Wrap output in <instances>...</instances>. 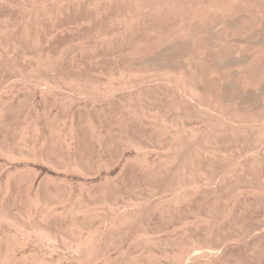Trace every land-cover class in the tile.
I'll return each mask as SVG.
<instances>
[{
    "label": "bare ground",
    "instance_id": "bare-ground-1",
    "mask_svg": "<svg viewBox=\"0 0 264 264\" xmlns=\"http://www.w3.org/2000/svg\"><path fill=\"white\" fill-rule=\"evenodd\" d=\"M28 1H30V0H28ZM33 1H34V3L35 2L38 3L37 2L38 0H33ZM48 1L42 0L41 3L39 2L40 3L39 7H41V5H42L41 9H39V7L36 6V3H35V5L34 4L33 5L36 6L37 9H36V7H34L32 5H31V7H29L30 5H28L27 2L23 3L24 5H22L21 7L23 9L25 8L24 9L25 13H27V12L29 13V12L34 11L32 13H29V14H31V17L34 16V18L37 20L39 18L41 19L40 16L43 15V11L45 10L44 9L45 4L46 5L49 4V3H47ZM53 1H51V2H53ZM88 1H90V0H88ZM100 1L101 0H95V2L93 4H96L95 6L98 5L99 7H101L102 5H99ZM109 1H110V5L113 4L115 6V3L112 0H109ZM109 1H108V4H109ZM114 1H116V0H114ZM122 1L124 3H126V5H127V2H125V1H129L131 4L133 3L134 9L133 8L129 9L131 12L128 14L127 13L129 11V10H127L128 7H126V9L123 8L124 10H127V12L122 15V19L120 18L121 15L120 16L118 15L119 17L116 15L117 16L116 18L113 17V19L116 22L119 19H121V22L119 21L118 23H120L122 25V27L120 26L118 29L114 30L115 32L113 31L115 33V35L111 34L112 31H110L109 34L113 35V37L117 36L116 34H119L118 37L121 35V39L122 40L124 39L123 42L125 41L127 34L132 33L131 31L134 29V26L138 22H140V20L142 18H144V19L146 18L144 16L145 11L147 13L149 11V14L151 13L150 15L153 16V18L156 20V22L159 21L162 24L164 22L163 25H165L164 26L165 28L170 23L171 18H174L176 21L174 22V24H171V23L169 24V25H171L170 28H168L169 27L168 26L167 29L163 30L162 29L163 26L161 25L162 28L157 27L159 25L154 21V19L151 16L150 17V18H152L151 21L153 20L154 24L151 23L152 27H150L151 26L150 24H148V26H147L150 28V29L148 28L149 29L148 32L150 33L149 35H151V36H147L146 39L141 40V38L144 37L146 34L145 31H147V29H146L147 27H146V25H143L146 27L145 31H144V27L142 28L143 30L140 29V27H139L140 31L141 32L144 31L145 34H144V32L142 33V34H144L143 36L140 34V36H139L140 40L139 39L136 40L137 43L135 42L136 45L134 48H133L134 43L131 44V42H130V44H131L130 48L133 49V50L131 49L133 55L131 53H129V54L132 55V57L129 56L128 51H126L127 49L124 50V52L125 51L127 52L125 54H127V56H129L133 61L130 62L131 60H130V58H128L129 61H126V60L125 61L128 62L127 64H129V66H127V64L125 66H123L125 64V62L120 64V65H122V67L120 65H118L120 67V68L117 67V69L119 68L118 72L116 69H115V71L107 69V71H109V72L104 71V72H106L105 78L102 77L100 79L97 76L96 77L98 79H94L93 78L94 76H92V75H91L92 78H89L88 74H86L88 76L85 78L86 75L84 76V73H83L82 77L81 76L80 77L79 76L68 77L69 72H68V74L66 72L67 78H65L64 82L70 85L69 87L72 88L71 91L77 92V95H76L77 97L79 96V98H82L80 93L81 94L84 93L86 96H83V97H86V98L88 97L90 99V102H93V104L92 103L90 104V105H93L92 107L95 106L94 104L96 102L101 103V104H103L105 102L106 106H104V105L101 106V104H99L100 105L99 108L101 110H103L104 114H105V111H107V109L105 107L109 106L110 104H117L116 106H114L115 109H112V110H109V108L107 107L109 110L108 113H110V111H112L111 112L112 120L109 119V121H112L111 123H109L110 126H108V124L106 123L108 128L104 127L106 125V124L104 125V123L106 121L108 122V120H106L109 117L107 112H106V115L108 117L105 116L104 120H106V121L104 123L102 122V124L104 125L103 126L104 129H103L101 123L99 124V122H96L97 118H98L97 116L99 115V113L96 116L97 118H94L96 120L95 121L93 119L94 116L93 117L91 116L92 113L89 114V112L86 111V114L88 113L87 115H85V116L82 115L81 118H77L78 116L75 114V111H74L73 113H70L71 115L68 114V116L70 115L69 116L70 121L68 120L69 123H67V121L61 119L62 121H65L66 123H64V124L62 123V125H60L61 120L59 121L56 118L60 124H58L56 122L57 121L56 119L54 120V122H56V123L53 122L50 124V122H52V120L55 118L56 115L53 116V118L51 117L52 118L51 121L47 120V123L50 124V128L48 129L49 132L48 131H46V132H48L49 134H46L44 136L42 135L43 138L41 136H39L42 139H37L38 135L41 132V127H42V126H40L39 121H38V123L36 121H34V123H31L32 120L30 122V119L28 122L25 121L26 123L23 126L22 131H20L21 130L20 129L18 132H20L19 133L21 135L20 138L24 140V141H22V147L24 145L28 146V143H29L28 140H30L29 138L31 137V135H34V137L37 136V137H35L37 140H33V138H34L33 136H32L33 138L31 139V140L35 141V143H33V142L29 143L31 145L34 144L33 146L29 145L30 148L33 147V149L30 150V149H28L29 147L27 149L25 148V150H26V152H25L22 148V151H21L22 155H24L25 153L30 154L32 156L38 155L36 153V150H35V146L39 149V147L37 145H39L40 147H46V146L52 147L53 146L52 148L49 147L50 149H48L46 147L48 149L46 151V153H45V151H43V153L41 154V156L43 155V157L47 158V161H49L48 159H50V158L52 160V158H54V157H55L54 159H56V158L62 159L65 156L64 154L69 155L73 149L76 150L75 148L80 147L79 146L80 143L82 144L81 139H85L83 137L86 135L88 137H90V140L92 142L95 143V145L98 147V150H102V153H104V150H105L106 151L105 154H108V152H107L108 149H111V148L113 149V147L114 148L116 147L115 149L119 150V152H120L119 157H116V158H118V161H120L119 158H122L124 156V153L126 150L132 149L133 153L131 155H129V156L127 155V157L125 156L126 158L123 157L124 163H123V166H120L121 168L123 167L121 169V172H120V174H122L121 179L123 180L125 178L128 180L130 178V176L133 175L134 172H137L138 174H140L141 176L139 175V177H138L137 174L134 173L135 178L141 177L140 181H138V184H136L134 186H136L138 188H141V187L146 188L145 196L142 198H138L135 201L133 200L134 197L133 198L131 197L132 199H130L131 200L130 202H128L129 199H128V201H125V199L123 200L122 198H120L121 196L123 197L122 192L127 193V192H125V189H124V191L120 190V192L122 191L121 192L122 194L120 192L118 193L119 189H118L117 193L112 192V189H113L112 185H110L111 187L108 185V184H111V182H109L107 179V178H111V177H107L106 178L107 184L103 183L106 186H104L102 184L104 187L102 186L101 189H100V187H98V189H95V192H92L93 194H91L90 192H89V194L86 193L89 196H86L85 200L81 198L82 200H84L83 202L78 201V204H76V205L74 204L75 206L73 204H72L73 206L71 204H69L72 206L71 208L69 205L68 206L66 205V207H68L70 209V210L69 209L68 210H69V217L71 216V219L67 222L64 220L62 222L63 217L61 215H58V219L60 216L62 218H60L61 219L60 221L59 220L56 221V222L64 223V224H62L63 226L61 225V227L58 228V226H56L58 224H55V222H54L55 226H51L52 225L51 222L53 223V220H54V219H52V221L49 223V224H51L50 225L51 227L47 229L45 226L44 229H47V230L42 231L43 229L42 230L40 229L41 230L40 231L39 230V228H40L39 223H41V221H39V220L41 218L48 220L51 218L52 215L54 217H56V215L53 214L55 209L53 210V207H51L52 205H51V199L50 198L53 197L55 199L56 197L57 198L59 197L61 202L63 203L64 201H62V200H63V197H65V196L60 194V193L63 192L64 190L61 188L63 191L60 190V192H59V190H58L59 187H57V186H55L56 189L58 188L57 190L54 188L52 189V187H50V190H49L48 188L45 187L44 189L40 190V191H43V193H44L43 194L41 192L43 194V195H41L42 198H43V196H45L47 194L48 191H50L51 194L49 193L50 195H46L44 197L45 198L44 200H42V198H39L40 196L37 198L35 197V199H33V197L36 196V194H38L39 191H38V193L33 192L35 195H33V197H30L31 201L30 200L29 201L31 202V205H33V207L35 204V209L38 211V213H40V214H37L39 217V220H38V217L36 216L37 221H39V223L38 222H36V223H38L39 225L37 224L38 226H36V224L34 222H32L36 226V227L34 226V233L35 234L33 237L34 238L33 241H36V244H42V246L45 247V248L44 247L43 248L46 250V252L38 253L35 251L36 253H34L32 251V253H34V254H30L31 251L29 252V254H27L28 253L27 250H26L27 253L20 252V254H18L16 252V249H18V248L22 249L23 245L26 244L27 241L29 243H32V241H30V240L33 239L31 236V233L28 231L29 229L26 230V228H23V229H25V231H22L23 230L22 229L21 231L17 232L18 228L16 227V224L19 221H17V219H16L17 217H16V218H13V219H15L13 221H17V222H15L16 224L14 223L15 225H13L11 222V226L13 225V227H14L13 229H16V231L15 230H14V232L13 231H10V232L7 231L9 233L4 234V233H6V231H5V232H3L2 235L0 234V264H97V260H98V262L102 261V264H213L212 258L214 256V258L216 259V255H217L216 253H218L217 250L219 251V249H216L219 247H217V245H215L214 241L216 240V242H217L218 241L217 239H219V237H220L218 235H221V234H218L216 232L213 233L214 232L213 229L215 227L217 229V227L220 225L219 223H221L220 221H219V223L217 222L219 225L216 226L217 219L221 220L220 219L221 213H220V218H219V216L215 215L216 212L214 213V211L218 212V209H219L218 206L220 203H217V206L214 203L218 202L217 201L218 197L219 198L221 197L223 202H227V200L226 199L224 200L223 197H225L226 193H228L230 191L229 190L227 192L228 185H225L224 181H226V179L228 177H231V176H229V174H232L234 177L239 175V176H241V179H242V176L246 177V179H247V177L250 178L251 172H254V175L257 173L260 174L259 168L262 167V164H264V0H159V1H156V0L153 1L152 0L154 3L153 2L149 3L150 1L148 0L149 4L148 3L144 4L143 2L145 0L144 1L143 0H125V1L122 0ZM10 2L8 1V3H10ZM92 2L93 1L91 0V3ZM102 2L106 3V1H104V0H102ZM102 2H101V4H104ZM119 2H120V0H119ZM123 2H122V6L125 7V5H123ZM146 2H147V0H146ZM28 3H33V2L30 1ZM55 3H56V1H55ZM116 3H118V2H116ZM120 3H118L119 6L121 5ZM50 4H52V3H50ZM53 4H54V2H53ZM80 4H79V6L82 5V4L81 5ZM118 4H117V6H118ZM131 4H129L130 7H131ZM110 5L107 6V8L108 7L110 8ZM55 6H56V4H55ZM104 6L105 5H103L102 7H104ZM21 7H20V9H21ZM91 8H92V6H91ZM23 9H21V10H23ZM26 9L29 11H26ZM42 9H43V11H41ZM46 9L50 10L49 7H47ZM62 9H64V8H62ZM104 9H106V6ZM102 10H103V8H102ZM59 11H60V9H59ZM99 11H100V8H99L98 12ZM115 11H116V9H115ZM121 11H122V9H121ZM123 11H122V13H124ZM54 13H52V14H54ZM119 13L121 14V12H119ZM95 14L97 16L98 15L100 16V14H97V13H95ZM102 14H104V13H102ZM44 15L50 16V11H46L44 13ZM113 15H114V13H113ZM29 16H27V21H28V19L31 20L29 18ZM107 16H106V18H107ZM149 16L147 19L149 21L148 23L151 22L149 20ZM109 17L110 18L112 17V13H111V16H109ZM34 18H33V20L36 22V20ZM42 18H45V16ZM46 18L48 20L51 18V16H50V18H48L46 16ZM110 18H108V19L110 20ZM88 19H90V18H88ZM109 20H107V22ZM39 21L41 22L42 19ZM44 22H46V21H44ZM143 22H145V21L143 20ZM143 22H142V24H143ZM165 22L167 23V25L165 24ZM37 23H38V21H37ZM155 23L157 26H154ZM41 24L43 25V23H41ZM104 24H105V26L107 24L108 27L110 25H112V26L114 25L113 23L112 24L104 23ZM108 24H110V25H108ZM117 24H115V25L118 26ZM140 24L138 26H140ZM142 24H141V27H142ZM36 25H38V24H36ZM50 25H51V23H50ZM100 25H101V23L99 24V26ZM41 27H43V26H41ZM114 27H113V29H114ZM101 29H102V27L100 28V30ZM136 29H138V27ZM52 31L50 30V32H52ZM24 32H27V30ZM98 32L101 33V31H98ZM148 32H147V34H148ZM89 33H91V32H89ZM138 33H140V32H137V34ZM45 34H48V33L45 32ZM51 34H48V35L51 36ZM54 34H55V32H54ZM91 34H93V33H91ZM109 34H106V32L104 33V31H103L102 34H97L96 36L100 40L102 38L103 40L107 41V39L109 40V36H108ZM31 35L32 34H30V36ZM42 35L44 36V34H42ZM35 36H36V34L34 35L33 39H31V40L33 42H35V44H36V42H38V38H36ZM133 36H134V34H133ZM85 37L82 40L80 39V43L83 40L84 41L87 40ZM97 37L96 38L94 37V38L97 39V41L99 42V39ZM111 37L112 36H110V38ZM113 37H112V39L109 40V41H111V43L113 41ZM136 37H138V36L135 35V38ZM116 39H118V38H116ZM116 39L114 41L119 42V39H118V41H116ZM133 39H134V37L132 38V40ZM94 40H91V41H94ZM122 40H120V43H122L120 45H123ZM128 41H129V39H128ZM89 42L90 41L88 40V43ZM115 42H113V43H115ZM242 42L246 43L247 45H244ZM86 43H85V45L88 48L89 46H87ZM94 43H95V41H94ZM113 43H112V45H113ZM237 43H239V44L241 43V45H244L246 47H244V46L242 48L237 47V46H239V44H237ZM32 44H34V43H32ZM42 44H43V42H42ZM98 44H97V46L100 45V44L99 45ZM102 44H103V41H102ZM110 44L109 45L105 44L106 45L105 49L107 46L109 47ZM124 44H125V42H124ZM126 44H128V43H126ZM70 45H72V44H70ZM83 45L84 44H80L79 47L77 46V49L79 50L80 47L83 48L84 47ZM92 46H95V45H92ZM97 46H95V47H97ZM100 46H103V45H100ZM113 46L116 47V45H113ZM113 46H112V48H113ZM223 46H227V47H225V49H222ZM42 47H43V45H42ZM233 47H235V48H233ZM38 48L39 47H37V49ZM49 48H50V46H49ZM66 48H67V45H66ZM70 48H71V46H70ZM72 48H74V47L72 46ZM118 48H119V46H118ZM62 49L64 50V48H62ZM62 49H60V50H62ZM120 49L122 50V48H120ZM212 49H214V50H212ZM45 50L46 49L44 48L45 55H43L44 53L42 54L41 51L40 52L38 51L39 52L38 54H36L34 52L36 54V57H35L36 59H34L35 62L32 64V66H29L30 70L32 71V72L29 71L31 74L32 73L34 74L35 70L40 71V69H38V68H41V67L43 69L46 68L47 72H48V70L51 67H53V65L56 62H59V59L61 57H63L61 54V51H59L60 53L58 52L59 54L57 53V54L53 55L50 53L51 51L48 52L49 49H48V51H45ZM51 50H52V48H51ZM83 50L84 49H82V51ZM89 50L94 51V49H92V48L88 49V50H86V48H85V51H89ZM117 50H116V52H117ZM121 50H120V54H121ZM131 50H130V52H131ZM56 51H58V50H56ZM69 51L74 53V51H71V50H69ZM213 51H215V52H213ZM52 52H53V50H52ZM75 53H76V51H75ZM109 53H112V52H109ZM33 54H32V57L34 58ZM69 54L73 56V54H71L69 52L66 55L68 56ZM78 54H79V51H78ZM125 54L124 53L122 54L123 57L126 56ZM83 55H84V53H83ZM32 57H30V58L33 61ZM69 57L70 56H68V59L72 58L71 60H73V57H70V58ZM74 57L76 58L77 56L74 54ZM84 57H85V55H84ZM64 58H65V56H64ZM75 58H74V60H75ZM81 59H82V55H81ZM126 59H127V57H126ZM118 60H120V59H118ZM122 60L124 61V59H122ZM61 61H63V58H61ZM114 61H115V59H114ZM114 61H113V63H115ZM71 62H74V61H71ZM58 65H56V66H58ZM72 65H73V63H72ZM74 66L80 68V66H77V65H74ZM25 71H27V69ZM25 71H22V72H25ZM43 72H44V70H43ZM41 73H40V75H41ZM89 73H90V71H89ZM101 73H103V70ZM63 74L65 76V72ZM74 74L76 75V73H74ZM90 74H92V73H90ZM22 75H24V74H21V76ZM28 76H30V75L27 74V77ZM83 76H84V78H83ZM31 77H32V75H31ZM53 77H55V75ZM39 78L40 79H38V80L35 79L36 81L35 80L32 81L34 85L37 86L40 83V80H42L46 85H48V87L45 84H43L42 81H41V84L39 86H41L42 84L45 85L46 86L45 88H44V86H42L41 88L42 89L44 88V91L46 93L52 92L51 93V95H52V94H55L58 92L57 88L59 86V83L57 84V79H56V82L54 81L55 83H53L52 78H51V81H49V79L46 77L43 78V76H42V78H41V76ZM19 79L23 80L21 77ZM24 79H25L24 81H27L28 78H24ZM58 79H61V78H58ZM62 79H64V77ZM151 79L156 81V82H153V84H150V82L152 81ZM16 80H17V78H16ZM29 83L31 84V81ZM29 83H27V84H29ZM55 84H57L58 86ZM14 85L16 86V84H13L12 86H14ZM22 85L28 86V85H25V83H23ZM62 85H63V83H62ZM62 85H61V87H62ZM56 86H57V88H56ZM34 88H35V86H34ZM31 89H33V87ZM53 89H54V91L56 90L55 93H53ZM33 91H34V89H33ZM29 92H30V90H29ZM74 92L73 93L71 92L73 94V96L68 92L69 94L67 96L65 95V97H63V98H67L64 100H66V101L69 100L70 102H68V101L67 102L70 104L74 103L77 100V98H76V100L73 101L74 100L73 98L75 96L74 94H76ZM78 92H79V94H78ZM49 93H48L47 97L49 96ZM65 94H67V92ZM55 95H57V94H55ZM162 96H164V98L166 97L165 99L167 101L166 107H164L162 105L165 108L164 110L158 105V103H160V102L156 103L158 106L156 104L153 105V102L159 101L158 99ZM58 98H59V96H58ZM86 98H85V100H86ZM60 99L62 101V98H59V101H60ZM55 100L56 99H54L53 102H56ZM64 100H63V102L65 103ZM79 100H77V101H79ZM87 101H89V100L87 99ZM161 103L163 104V102H161ZM161 103H160V105H161ZM70 106H72V104ZM92 107H91V109H92ZM116 107L118 109H116ZM99 108L97 110H99ZM110 108H113V106L112 107L110 106ZM72 110H75V109H72ZM93 110H95V107L93 108ZM260 111L262 113H260ZM97 112L95 110V114ZM172 112H173V114H171ZM78 115L80 117V113ZM103 117H104V115H103ZM99 118H101V117H99ZM99 118H98V120L102 119V118L101 119H99ZM32 119H33V117H32ZM46 119H47V117H46ZM48 119L50 120V116ZM44 124H45V122H44ZM130 126H132L133 129H135V131L134 130L132 131V127L130 128ZM48 127H49V125H48ZM45 129L43 130V127H42V131L45 132ZM117 130L119 131V133H118L119 136H118V138L116 137L118 140L116 142V138L114 140V138L112 139L110 137L112 136L113 132H115V134H116ZM87 136H86L87 139H85V140L90 141ZM245 141L248 143V146H249L247 148H244L245 146L243 143H245ZM23 142H24V145H23ZM233 142H236L237 144L231 145V143H233ZM92 145H93V143H92ZM95 145H94V147H95ZM240 146H241V148H240ZM56 147H59V148H56ZM20 148H19V150H20ZM46 148H42V149L46 150ZM82 148L83 147H81V149ZM55 149H57L59 152V153L57 152V154H58L57 157H56V154H54L55 156H53V153H55V151H54ZM231 149H232V153L228 154V152H231L230 151ZM241 149L243 151H240ZM233 150L236 151L237 153L235 154L233 152ZM41 151H40V153H41ZM6 152H8V151H6ZM60 152L63 153V155H64V156L62 155L63 157H61ZM110 152H111V150H110ZM113 152H111V155ZM115 152H117V151H115ZM119 152H118V154H119ZM78 153L79 152H77L76 154H78ZM102 153L100 154L99 160L101 159ZM111 155H109V156H111ZM116 155H117V153H116ZM28 156H27V158H28ZM104 156H106V155H104ZM77 157H80L79 154ZM82 158L83 157H81L79 162L82 160ZM102 158H104V157L102 156ZM110 158H109V162H110ZM54 159H53V161H55ZM107 159H108V157H107ZM114 160H115V158H114ZM114 160L111 159L112 162H114ZM57 161H59V160H57ZM83 161H85V159ZM95 161L98 163L97 159ZM56 162H54V164ZM100 162H106L107 163V160L106 159L104 161L101 160ZM100 162H99V164H100ZM112 162L107 163V165H109L110 167L113 166L114 163L111 164ZM219 162H221V164H222V162L225 164H222V165H224V169H223V166L219 165L218 169H220V166H221L222 167L221 169H223V170L222 171L220 170L221 172L218 173L217 172L218 169L217 168L215 169V166ZM58 163H60V162H58ZM74 163L76 164V163H78V161H76V162L74 161ZM83 163H86V161ZM83 163H82V165H83ZM118 163H116L115 165H117ZM51 164H52V162H51ZM92 164L93 165H88V166H90V167L94 166V163H92ZM103 164H105V163H103ZM103 164H100V165H103ZM57 165L58 164H56L55 167H57ZM68 166H69V164H68ZM76 166H78V165H76ZM71 167L74 168L75 166H71ZM80 167L82 168L81 164H80ZM101 167L103 168V166H101ZM110 167H109V169H110ZM114 167H116V166H114ZM213 167H214V171L216 170V172L220 175V176L219 175L218 176L223 180V181L221 180L222 184H224L223 188H221V186H223L221 184L219 186L220 188L216 187L217 188L216 189L214 187V189H212L213 188V186H211L212 183L216 184L212 180L213 178L211 176H209V174L211 175V173L214 174V172L212 170ZM263 167H264V165H263ZM76 168L79 169V166ZM84 168H85V165H84ZM107 168H108V166H107ZM261 169L264 170V168H260V170ZM62 170H63V168H62ZM79 170H81V169H79ZM94 170H95V168H94ZM91 171H92V169H91ZM101 171H102V169H101ZM88 172H90V170ZM88 172H87V175H88ZM98 172H100V171H98ZM216 172H215V174H216ZM117 173L119 174L118 170H117ZM261 173H262V170H261ZM215 174L213 176H215ZM251 174H252L251 176L253 178L254 175H253V173H251ZM260 176H261V174H260ZM234 177H233V179H235ZM259 177H258V179H260ZM113 178L114 177L111 178L112 181L114 180ZM115 178L117 179V176ZM215 178L217 180V177H215ZM262 178H264V176H262ZM228 179H232V178H228ZM237 179L240 180V178H237ZM237 179L234 180L235 190L232 191L233 193H232V195H230V197L232 196V199H234L235 197L238 198L239 196L241 197L243 195V197L245 198L244 194L247 192L246 198L242 199L244 203L239 201L240 203H242L241 206L248 207V206H250L248 203H250L252 205L253 201H255L256 205H257L259 203L260 198L264 197V179L263 180L261 179V181L257 179L259 182V184H258V182L255 181L256 179L254 178L255 184L257 183L256 185L253 184L254 183L253 179L250 180L251 178L249 180L252 183L251 182L249 183V181H248L247 182L248 185H246L247 184L246 182H245L246 183L245 185H242L241 182L243 180L239 181ZM115 180H114V182H112V184L117 182ZM129 180H132V182H133V179H129ZM120 181L121 180H119V182ZM157 181H159L158 184H157ZM160 181H163V182H161V186H160ZM229 181H231V180L226 181V183L227 182L230 183ZM5 182H8V180L6 179ZM135 182H137V181L134 180V183ZM260 182H262V183H260ZM126 183H127V181H126ZM126 183H124V184H126ZM129 183L130 182H128V184ZM243 183H244V181H243ZM8 184L10 185L9 182L7 183V185ZM118 184L120 185V183H117V185ZM234 184H232V186ZM5 185L3 186L4 188L1 187L4 189V191H3L4 194L7 191L8 192L10 191V190H5V188L7 189V186L5 187ZM9 185H8V187H9ZM119 185L117 187H119ZM129 185H126V186H129ZM108 186L112 189H109ZM126 186H125V188H126ZM206 186L207 187L209 186V189L211 188V190H208V188H207L208 195L205 194V193H207V191L206 192L203 191L205 194V197L210 198L211 196H213L210 198V200L212 199L213 201H211L209 203L211 204L213 202V208L215 205V208L217 207L216 208L217 210L211 208L212 204L211 205L208 204V206H211V207H208V209H209L208 212H207V210H208L207 207L205 208L207 210L205 213L203 212L204 213L203 215H205V214H207V215H205V217L202 215V217H204V219H197V218L193 219V217L197 213L198 214L195 217H198V215H200V217H198V218H202L201 213H199L200 208H201V203L203 202L204 205L202 204V206H204V207L207 205L205 203H208L207 202L208 199H205V202L203 200L201 201L198 199L199 202H201L199 204L198 200H197V203L200 205L199 209H197L198 206L195 205L197 203L195 202V204H194L195 209H197L198 212L194 213V211H193L194 208L191 210V211H193L192 220H196L195 222H193V221H191L190 216H189V218H186L187 215H189V214L191 215V213L188 214L189 210L184 211V209L186 210V208H188V205H190L192 203V201L195 199V197H196L195 195L198 192L200 193L201 189L203 187H206ZM113 187H115V186H113ZM117 187H115V189ZM130 187H132V186H130ZM45 189H47L48 191ZM51 189L53 190L52 192H51ZM128 189H126V190H128ZM38 190H39V188H38ZM44 190H45V192L47 191L46 194H45ZM54 190H55V192H54ZM205 190H206V188H205ZM113 191H115V190L113 189ZM138 191H139V189H138ZM244 191H246V192L243 194L242 192H244ZM64 192H65L64 194L68 193L69 195H71L69 192H66V190ZM82 192H84V191H82ZM3 193L1 191L0 194L2 195ZM28 193L26 194L27 199L25 198L26 199L25 202L27 201L26 203L29 202L28 201V199H29ZM52 193L54 194V196H52L53 195ZM131 193L133 196V192H131ZM214 193H215V195H214ZM224 193H225V196H224ZM79 194L82 195L81 192ZM79 194H77V197ZM84 194H83V196H84ZM204 194H201V195L204 196ZM228 194H227V196H228ZM230 194H231V192H230ZM250 194H252V195H250ZM254 194L259 195L258 197H260V195L263 197H260L258 199V202H257L256 201L257 197L253 196ZM15 195H16V193H15ZM15 195H14L13 199H11V200L16 201ZM29 195L30 196L32 195L31 191H30ZM155 195H157V198L154 197ZM201 195L199 196L200 198L203 197V196L201 197ZM5 196H7V195L5 194ZM11 196H13V195H11ZM49 196H51V197L49 198ZM83 196H81V197H83ZM249 196H252L253 198H251ZM2 197H3V195H2ZM46 197H48V200ZM66 197L68 198V196H66ZM57 198H56V200L52 199V203H53V201L57 202L58 201ZM69 198L72 200V197H69ZM73 198H75V197H73ZM135 198H137V197L135 196ZM237 198H236V200H241V198H238V199ZM254 198H256V199L253 200ZM78 199L76 198V200H78ZM232 199L228 198V201L230 202V200H232ZM132 200H133V202H132ZM40 201H42V205H40ZM68 201L70 202L69 199L67 200V202ZM220 201H221V199H220ZM234 201H235V199L233 200V203H234ZM59 202L60 201H58V205H59ZM126 202L129 204H127ZM233 203H231V204H233ZM240 203H238V201H237L235 203V205L236 204L240 205ZM246 204H248V206ZM262 204H263L262 206H264V203H262ZM24 205L27 206L28 204H24ZM221 205H223V203ZM227 205H229L228 202H227L226 206ZM259 205H260V203H259ZM26 206H24V210L27 209L28 206L27 207ZM190 206H192V204ZM25 207H26V209H25ZM61 207H64L66 209L65 206H61ZM61 207L60 208L58 207L57 210H59V209L63 210L64 209ZM223 207L225 208V205ZM230 207H228V208H230ZM232 207H235V206L233 205ZM210 208H211V210H210ZM228 208H225V210L223 209L224 212H222V217L224 219L226 218L225 216L228 215L229 212L232 211V209H233V208L232 209H228ZM237 208H239V207H236V209ZM241 208H243V207H241ZM241 208H239L240 211L238 209V211H239L238 213H241V210H242ZM254 208H256V207H254ZM263 209H264V207H263ZM68 210L67 209L65 210V212L67 211V214H68ZM181 210L183 212H181ZM202 210L205 211L204 209H202ZM220 210L222 211L221 208H220ZM258 210H260V209L258 208ZM7 211L10 213L9 209H7L6 212ZM37 211H36V213H37ZM221 211H219V212H221ZM16 212H18V210ZM21 212H22V210H21ZM80 212L83 213V221L81 219L82 213H80ZM177 212H179V213L181 212L182 214L184 212L185 213L187 212L186 215L183 217H182L181 213H180L181 215L179 214L181 216L180 218L183 219L185 217L186 220H183V223H182V221H180L183 225L180 224V222H177L178 223V231L182 228L181 226L179 227V225H182L185 227L189 223H190L189 224V226H190L191 224H194L197 222V225L199 223L205 225V226L202 225L203 227L201 226L202 227L201 229L206 228L209 231L208 233L211 232V235H212V233L214 235L215 234H218V235L215 237L212 235L215 238V239H213L210 237V234L206 233L204 236V234L202 235L199 232L204 238V239L202 238V242H201V239L199 240V238L198 239H195L196 237L194 238L193 232H192L193 230L191 231L192 235L190 233H188V231L185 229H184L185 231L183 232V234L178 235L177 234L178 231L176 232V230H177V228H176V230H175L176 235L172 234L173 236H171L169 234L170 236L167 235L168 237L167 236H161V233L165 228V226L162 227V225H161L162 223H160L161 221H159L160 225L159 224L156 225L154 223L155 221H152L153 223H151V224H153V226H151L148 223V219L152 215H157L159 217V220H162L164 222H166L167 220H169L168 222H170V219H172V217L174 219V216H176L174 214L178 215ZM227 212H228V214H227ZM245 212H246V210H245ZM5 213L3 214V212H2L3 215H7ZM24 213H27V211H25ZM78 213H80L81 215H79ZM238 213H236V214H238ZM0 214H1V212H0ZM2 214H1V216L3 217ZM16 214H15L16 216H18V217L20 216V214H18V213H16ZM59 214H62V213L59 212ZM63 214L62 215L65 217L66 213H63ZM76 214L79 215V219L82 221L81 225H80V220L75 219V217L73 216ZM236 214H234V215H236ZM244 214H246V213H244ZM9 215H11V213ZM15 215H14V217H15ZM21 215H23V214L21 213ZM229 215H231V214H229ZM238 215H236L235 219L239 217ZM32 216H33V212H32V209L30 208V211H28L27 215L24 218L26 220V217H29L28 218V220H29L30 217H32ZM21 217H20V219H23V217L22 218ZM158 217H156V218L158 219ZM176 217H175V219H176ZM231 217H232V215L230 216V218ZM246 217H245V222L247 219ZM11 218H10V220H11ZM32 218H35V216H33ZM94 218L96 219V221ZM178 218H179V216H178ZM0 219L3 220V218H1V217H0ZM67 219H68V217H67ZM163 219H165L166 221ZM188 219H190V221ZM224 219H223V221H224ZM261 219H263V216ZM90 220H91V222L93 220V222H94L93 224L95 225L94 227H93L92 223L90 222ZM254 220H255V218H254ZM32 221H36V220L34 219ZM86 221H89L88 223H90L91 228L89 227V225H87L88 226L86 228L87 232H85V234H83V230L85 227L83 225ZM97 221L99 223L98 225H96L97 223L95 224V222H97ZM225 221H226V219H225ZM228 221H229V219L227 218L226 226H227ZM230 221L232 222V220H230ZM238 221L239 220H237L236 224H235L236 221L233 222L234 225H237L239 222H241V221H239V222ZM255 221H257V220H255ZM43 222L44 221H42V224H43ZM45 222L46 223H44V224L47 225V221H45ZM263 222H264V220H263ZM263 222H262V224H263ZM25 223H27V225H25ZM28 223H29V221L24 222V224L21 223V225L18 223L19 228H20V226H24V225H25V227L28 226ZM32 223H30V224H32ZM222 223L219 226V230L220 229L221 230H223V229L224 230H230L229 229L230 227L228 228V226H227V228H228L227 229V228L222 226V225H225V222H224V224H222ZM252 223H253V221H252ZM30 224H29V226H31ZM86 224L87 223H85V225ZM154 224L156 226H154ZM167 224H169V223H167ZM262 224H261V226H262ZM194 225H196V224H194ZM214 225H215V227H214ZM231 225H232V223H231ZM246 225H248V224H246ZM42 226H44V225H42ZM166 226L168 227V225H166ZM221 226H222V228H220ZM32 227L33 226H31V228ZM175 227H173V228L175 229ZM187 227H186V229H187ZM195 227H197V226H195ZM199 227H200V225L198 226V228ZM242 227H239V228L241 229ZM250 227H252V226L250 225ZM254 227H255V225H254ZM65 228H67V230L69 229L68 232L72 233L71 237L73 235H75V236L77 235V237L72 238V240H71L69 237L70 233H69V235H67L68 232H66L67 230ZM173 228H171L172 232H174ZM198 228L196 230L197 233L195 234L196 231H194V234H195V236L200 237V235L199 236L197 235L198 234ZM234 228H232V229H234ZM195 229L196 228H194V230ZM254 229L256 230V227ZM64 230H66V231H64ZM188 230H189V228H188ZM190 230H191V228H190ZM219 230L217 229V232ZM38 231H40V232H38ZM168 232H170V231H168ZM203 232L205 233V230ZM242 232H244V231H242ZM257 232H258V230H257ZM236 233H238V232H236ZM32 234H33V231H32ZM163 234L164 233H162V235ZM187 234H189V235H187ZM240 235H241V233H240ZM206 236L210 237L213 240V242H214V243L212 242L213 245H212V243H210V244H209V242L207 243L206 242L207 240L204 242V244L206 243L205 245L201 244V243H203L205 238L209 239ZM221 236L223 237V233ZM241 236L243 237V235H241ZM241 236H239V237H241ZM164 237H166V238H164ZM216 237H217V239H216ZM227 239L229 241V237L226 238V240ZM122 240L125 241V242H123V244L131 241V244H129L130 247H129V245L126 246L127 248L129 247L128 249H126L125 245H122V244L121 245L125 247L124 248L125 250L122 249L123 247L121 248L122 250L119 248L121 245H120V243H119V245H117V242H120V241L122 242ZM127 240H129V241L126 242ZM261 240L263 241V239H261ZM224 241H225V239H224ZM33 243H35V242H33ZM220 243L222 244V242H220ZM233 243H235V242H233ZM28 244H26V245H28ZM246 244H249V243L246 242ZM251 244H253V243H250V246L248 245V248H247L248 250H250V255H252L251 254L252 252L257 250L255 245H258V242H256V239H255L254 244L253 245H251ZM132 245H134V246H132ZM113 246H114V249L117 248V246H118V248H119L118 251L120 253H122L123 255L122 254L120 255L117 253L118 254L117 256L119 257V255H120L122 257L116 258L115 257L116 255L115 256L112 255L113 257H111V255L109 254L111 252L109 250H111V247H113ZM137 247H140V248H137ZM231 247H232V245H231ZM246 247H247V245H246ZM237 248L238 247L236 246V249ZM241 248L242 247H240V249ZM262 248H264V246ZM70 249H72L71 253H74L73 254L74 256H72V254H71V256L66 255V253ZM252 249H253V251L251 252ZM22 250H25V249H22ZM55 250L59 251V255L57 258L52 257V253H50L52 251L55 252ZM237 250H235V251H237ZM245 250H244V253H246V251H247V250L246 251ZM240 251H242V249ZM262 251H263V249H262ZM47 252L50 253V255H48ZM231 252H230V255H233L235 253L234 252L231 254ZM248 253L249 252H247V255H249ZM259 254H260V252H259ZM257 255L258 254H256V256ZM263 255L264 254H262V256ZM223 256H224V254H223ZM233 257H234V255H233ZM236 257H238V256H236ZM240 258H241V256H240ZM247 258H249V257H247ZM258 258H259V256H258ZM164 259H167V261L165 262ZM250 259H252V258L250 257ZM250 259H249V261H250ZM224 262L225 261L223 260V264L226 263V262L225 263ZM231 262H233L232 264H244L245 261L243 262L242 259H236L235 258L234 261H231ZM231 262H230V264H231ZM247 262H248V260H247ZM247 262H245V263H247ZM228 263H226V264H228ZM260 263H261V260H260Z\"/></svg>",
    "mask_w": 264,
    "mask_h": 264
},
{
    "label": "rangeland",
    "instance_id": "rangeland-1",
    "mask_svg": "<svg viewBox=\"0 0 264 264\" xmlns=\"http://www.w3.org/2000/svg\"><path fill=\"white\" fill-rule=\"evenodd\" d=\"M7 1V2H6ZM8 1L10 2V3H8ZM16 1V2H15ZM33 2V3H28V2ZM30 1H28V0H0V193H1V191H2V193H3V191H4V185H5V187L7 186V189L5 188V190H10L9 192L7 191H5L6 193V195L7 196H5V194L3 193L2 195H3V197H2V195L0 194V212H1V214H2V212H3V214L6 212V210L7 209H9L10 210V213H11V215H9L10 213L7 211L5 214H7V215H3V217L1 216V214H0V217L1 218H3V220H1L0 219V234L2 235L3 234V232H5L6 231V233H4V234H7V233H9L10 231H13L14 232V230L16 231V229H13L14 227H13V225H15L16 223L15 222H17V221H19V222H17V224H16V227L18 228V230H17V232L18 231H21L23 228H26V230L27 229H29L28 231L31 233V236H32V238L34 237V224L32 223V222H34L35 224H36V226H38L39 224H40V228H39V230L41 229H43L42 231H46L48 228H50L51 226H55V224H58V225H56V226H58V228L59 227H61V225L62 224H64V223H62L63 222V220L64 221H69L70 219H71V216L69 217V208L68 207H66V205L68 206L69 204H78V201L80 202H83L85 199H86V196H89L88 194H89V192L91 193V194H93L92 192H95V189H98V187H100V189L102 188V186L104 185V184H107V181H106V178L107 177H114L113 179L115 180L116 178V176H117V179L115 180V181H117L116 183H114V184H112V182H114V180L112 181L111 180V178H107L108 179V181L109 182H111V184H108L109 186L110 185H112V188L115 190V191H113V189L112 188H110L109 186V189H112V192H114V193H117V191H118V189H119V191H118V193L120 192V190H122V191H124V189H125V192H127V193H124V192H122L123 193V197L121 196L120 198H122L123 200L125 199V201H128V199H129V201L128 202H130L131 200L130 199H132L133 197L135 198V196L137 197V198H133V200L135 201V200H137L138 198H142V197H144L145 196V193H146V188H138V187H136V186H134V185H136V184H138V181H140V178H135L134 177V173H136L137 174V176L139 177V175L140 174H138L137 172H134L133 173V175H131L130 176V178L129 179H133V182H132V180H127V179H121L122 177H121V175L122 174H120V172H121V169L123 168H121L120 166H123V163H124V158H126L127 157V155L129 156V155H131L132 153H133V150L131 149H129V150H126L125 151V153H124V158L122 159V158H119V160L120 161H118V158H116V157H119V155H120V152H119V150H116L114 147H113V149L111 148V149H106L107 150V152H108V154H105L106 153V151L104 150V153H102V150H98V147L95 145V143L94 142H92L91 140H90V137H88L87 135V137H88V139L90 140V141H88V140H85V139H87L86 138V136H84L83 138H85V139H81V142H82V144L80 143V147L77 149V148H75L76 150H72L71 151V153L69 154V155H67V154H64L63 155V151L62 152H60L61 153V157H63L62 159H58V158H56L57 160H59V161H57L56 159H54V158H52V160H51V158L50 159H48L49 161H47V158L46 157H43V155L41 156V154L43 153V151H45V153H46V151L48 150V149H50V148H52V147H50V146H46V147H40L39 145H37L38 147H39V149L35 146V150H36V153L38 154V155H30V154H27V153H25L24 155H22L21 153V151H22V148H23V150L26 152V150H25V148L27 149L28 147V149H30V150H32L33 149V147H31L30 148V146L29 145H31V144H29V143H31V142H33V143H35V141H33V140H37V139H42L43 137H42V135L44 136V135H46V134H49L48 132H49V128H50V124L51 123H53L54 122V120L57 118L59 121L62 119V120H65V121H67V123H69V121H70V113H73L74 111H75V114L78 116L77 118H81V116L83 115V116H85V115H87L86 114V111L87 112H89V114H91V116L93 117V119L94 118H99V117H103V115H104V117L101 119V118H99V119H101V120H98V118H97V121L96 122H99V124L101 123V125H102V127L107 123L108 124V126H110V124L109 123H111L112 121H109V119H111L112 120V118H111V112L112 111H110V113H108V111L109 110H112V109H115L114 108V106H116L117 104H110L109 106H107L108 108H109V110H108V108L107 107H105L106 109H107V111H105V114H104V111L103 110H101L99 107H100V105L99 104H101V103H98V102H96L94 105V107H95V110H96V114H95V110H93V108L94 107H92L93 105H90L91 103L93 104V102H90V99L87 97H83V96H86L84 93L83 94H81L80 93V95L82 96V98H79V96L77 97L76 95H77V92H74V91H71L72 90V88H70L69 86V84H67V83H65L64 81H65V78H67L66 77V72H67V74H68V72H69V76L68 77H76V76H81L82 77V75H83V73H84V76L86 75V74H88L89 75V78H92V76H94L93 78L94 79H100V78H105V74H106V72H104V71H107V69L108 70H112V71H115V69L117 70V72H118V70H119V66L118 65H120V64H122L123 62H125V64L123 65V66H125L128 62H126V61H129V59L128 58H130V57H132V55H133V53H132V48H130V46H131V44H133L134 43V45H133V48L135 47V45H136V40H140V34L143 36L144 34H145V32H146V34H145V36L144 37H142L141 38V40H143V39H146L147 38V36H151V35H149L150 33L148 32L149 31V27H147L148 26V24H150L151 26L150 27H152V24H154V22H153V20L151 21V19L153 18V16L152 15H150L149 14V11H148V13L145 11L144 12V16L146 17L145 19L144 18H142L145 22H143V20L141 19L140 20V22H138L135 26H134V29L131 31L132 33H129V34H127V37L125 38V44L126 43H128V44H124V42H123V40L121 39V35L118 37V35L119 34H116L117 36H114L113 37V35H111V34H114L115 35V29H118L120 26L122 27V25L120 24V23H118L119 21L121 22V19H122V15L123 14H125L126 12H127V10H129V9H131V8H133L134 9V4L132 3H130L129 1H125V2H127V5H126V3H124L122 0H120V2H119V0H116V1H114V0H112L114 3H115V6L113 5V4H111L110 5V1L109 0H104V1H106V3L108 4V1H109V4L107 5L105 2H102V0L100 1V4L99 5H105L106 6V9H104L105 8V6L104 7H102L103 8V10H102V8L101 7H99L98 5L97 6H95L96 4H93L94 2H95V0H92L93 2L91 3V0L90 1H88V0H51V1H53L54 2V4H53V2H51L50 0L48 1V0H46V1H48L47 3H49L48 5H46L45 4V12L46 11H50V16H51V18H50V16L49 15H44V11H43V9L41 10V11H43V15H41L40 17H41V19H42V21L40 22L39 20H41L40 18L39 19H35L34 18V16H32L31 17V14H29V13H32V12H34V11H32V12H27V13H25L24 11V9L21 7L22 5H24L23 3H26L27 2V4L28 5H30L29 7H31V5L32 6H34L35 5V3H34V1L33 0H30ZM41 1L42 0H38L37 2L39 3H41ZM55 1H56V3H55ZM58 1V2H57ZM80 1V2H79ZM111 1V2H112ZM144 1V0H143ZM150 2L149 3H151V2H153V1H155V0H149ZM156 1H159V0H156ZM20 2V3H19ZM85 2V3H84ZM87 2V3H86ZM90 2V3H89ZM101 2L102 3H104V4H101ZM116 2H118V3H120L121 5V7L119 6V4L118 3H116ZM122 2H123V5H125V7L124 6H122ZM17 3V4H16ZM38 3H36V6H38L39 7V5H40V3L38 4ZM46 3V2H45ZM50 3H52V4H50ZM82 5H81V4ZM144 4H147L148 3V0H147V2H146V0L143 2ZM148 3V4H149ZM154 3V2H153ZM12 4V5H11ZM26 4V5H27ZM34 4V5H33ZM38 4V5H37ZM55 4H56V6H55ZM62 4V5H61ZM79 4L81 5V6H79ZM117 4H118V6H117ZM129 4H131V7H130V5ZM51 5V6H50ZM54 5V6H53ZM84 5V6H83ZM89 7H88V6ZM94 5V6H93ZM110 5V8L108 7L107 8V6H109ZM129 5V6H128ZM36 6H34V7H36ZM58 6V7H57ZM91 6H92V8H91ZM112 6V7H111ZM133 6V7H132ZM20 7H21V9H23V10H21L20 9ZM33 7V8H34ZM47 7H49V9L50 10H47L46 8ZM53 7V8H52ZM56 7V8H55ZM88 9H87V8ZM98 7V8H97ZM117 7V8H116ZM120 9H119V8ZM126 7H128V9L127 10H124L123 8H125L126 9ZM42 8V5H41V7H39V9H41ZM62 8H64V9H62ZM96 8V9H95ZM99 8H100V13L102 12V13H104V14H100L99 12H98V10H99ZM36 9H37V7H36ZM38 9V10H39ZM59 9H60V11L62 12H60L59 11ZM96 11H95V10ZM115 9H116V11H115ZM120 11H119V10ZM121 9H122V11L124 12V13H122V11H121ZM89 10V11H88ZM102 10V11H101ZM107 12H106V11ZM114 10V11H113ZM26 11H29V10H27L26 9ZM40 11V12H41ZM59 11V12H58ZM105 11V12H104ZM133 11V10H132ZM23 12V13H22ZM55 12V13H54ZM90 12V13H89ZM118 12V13H117ZM119 12H121V14L119 13ZM131 11L129 10L127 13L129 14ZM52 13H54V14H52ZM58 13V14H57ZM95 13H97V14H100V16L98 15H96ZM111 13H112V17L110 18L109 16H111ZM113 13H114V15H113ZM117 13V14H116ZM26 14V15H25ZM109 14V15H108ZM150 16H149V15ZM24 15V16H23ZM92 15V16H91ZM96 15V16H95ZM108 15V16H107ZM119 15H121V19H119L117 22L113 19V17H117V16ZM27 16H29V18L31 19V20H29L28 19V21H27ZM45 16V18H42V17H44ZM46 16L48 17V18H50V19H48L47 20V18H46ZM54 16V17H53ZM104 18H103V17ZM106 16H107V18H106ZM118 16V17H119ZM148 16H149V20L151 21L150 23H148L149 21L147 20L148 19ZM152 16V18H150ZM54 19H53V18ZM97 17V18H96ZM33 18L36 20V22L33 20ZM56 18V19H55ZM88 18H90V19H88ZM108 18H110V20L108 19ZM26 19V20H25ZM106 19V20H105ZM154 19V18H153ZM173 19V20H172ZM54 20V21H53ZM90 20V21H89ZM94 20V21H93ZM107 20H109L108 22H107ZM113 20V21H112ZM27 23H26V22ZM37 21H38V23H37ZM44 21H46V22H44ZM79 21V22H78ZM83 21V22H82ZM87 21V22H86ZM111 21V22H110ZM115 21V22H114ZM154 21L156 22V20L154 19ZM172 21V22H171ZM176 20L174 19V18H171L170 19V23L171 24H174V22H175ZM30 22V23H29ZM40 22V23H39ZM82 22V23H81ZM86 22V23H85ZM142 22H143V24H142ZM163 22V21H162ZM167 22V21H166ZM165 22V24L167 25V23ZM41 23H43V25L41 24ZM50 23H51V25H50ZM89 23V24H88ZM101 23V25L99 26V24ZM104 23H110V24H114L113 26L112 25H110V24H108V25H110L109 27L107 26V24H106V26H105V24ZM118 23V24H117ZM123 23V22H122ZM142 24V27H141V24ZM147 23V24H146ZM152 23V24H151ZM156 23L159 25V26H157L156 25ZM155 23V25L154 26H157V27H160V28H162V26H163V30L164 29H167V27L168 28H170L171 27V25H169L168 24V26L165 28L164 26L165 25H163L164 24V22H163V24L162 23H160L159 21H157ZM36 24H38V25H36ZM53 24V25H52ZM61 24V25H60ZM79 24V25H78ZM81 24V25H80ZM83 24V25H82ZM85 24V25H84ZM115 24H117L118 26H116ZM140 24V26H138ZM143 25H146V27L145 26H143ZM162 25V26H161ZM41 26H43V27H41ZM52 26V27H51ZM81 28H80V27ZM115 26V27H114ZM26 29H25V28ZM102 27V29L100 30V28ZM113 27H114V29H113ZM138 27V29H136V28ZM139 27H140V29H142L143 27H144V31H145V28L147 29V31H143L144 32V34H142L143 32H141L140 31V29H139ZM25 30H24V29ZM44 28V29H43ZM97 28V29H96ZM149 28V29H148ZM52 31H54L55 32V34H54V32L52 31V32H50V30ZM105 29V30H104ZM107 29V30H106ZM109 29V30H108ZM27 30V32H24V31H26ZM39 30V31H38ZM43 30V31H42ZM97 30V31H96ZM137 30V31H136ZM139 30V31H138ZM143 30V29H142ZM22 31V32H21ZM29 31V32H28ZM41 31V32H40ZM96 33H95V32ZM98 31H101V33H99ZM103 31H104V33L106 32V34H109V32L110 31H112L111 32V34H109L108 36H109V40L110 39H112V37H113V41H112V43L113 42H115L114 40L116 39V38H118L119 39V42H115V43H113V45H116V47L115 46H113L112 45V43H111V41H109L108 39H107V41L106 40H103L102 38H101V40L96 36L97 34H102L103 33ZM114 31V32H113ZM24 32V33H23ZM45 32L46 33H48V34H51V36L50 35H48V34H45ZM89 32H91V33H93V34H91V33H89ZM108 32V33H107ZM134 32V33H133ZM137 32H140V33H138L137 34ZM147 32H148V34H147ZM27 33V34H26ZM29 33V34H28ZM30 34H32L31 36H30ZM36 34V38H38V42H36V44H35V42H33L31 39H33V37H34V35ZM42 34H44V36L42 35ZM132 34V35H131ZM133 34H134V36H133ZM19 35V36H18ZM21 35V36H20ZM28 35V36H27ZM54 35V36H53ZM129 35V36H128ZM135 35H137L138 37H136L135 38ZM23 36V37H22ZM47 36V37H46ZM86 36V37H85ZM92 36V37H91ZM110 36H112L111 38H110ZM20 37V38H19ZM27 39H26V38ZM84 37L87 39V40H83V41H81V43H80V39L82 40V39H84ZM97 37L98 39H99V42L97 41V39H95V38ZM134 37V39L132 40V38ZM24 38V39H23ZM89 38V39H88ZM92 38V39H91ZM95 40H94V39ZM131 38V39H130ZM51 39V40H50ZM94 40L95 41V43H94V41H91V40ZM118 39H116V41H118ZM128 39H129V41H128ZM88 40L90 41L89 43H88ZM120 40H122V42H123V45H120V44H122V43H120ZM102 41H103V44H102ZM111 43H109V42ZM134 41V42H133ZM42 42H43V44H42ZM87 42V43H86ZM100 44V45H103V46H100L98 43ZM130 42H131V44H130ZM136 42V43H135ZM20 43V44H19ZM32 43H34V44H32ZM79 43V44H78ZM85 43L87 44V46H89L88 48L86 47V45H85ZM99 45V46H97V44ZM110 44V46L108 47H106V49H105V46L106 45H109ZM243 43V42H242ZM46 44V45H45ZM51 44V45H50ZM69 44V45H68ZM70 44H72V45H70ZM77 44V45H76ZM80 44H84L83 46V48H81L80 47V49L78 50L77 49V46L79 47L80 46ZM91 44V45H90ZM106 44V45H105ZM237 44H239V43H237ZM236 44V45H237ZM244 45H247L246 43H243ZM38 45V46H37ZM42 45H43V47H42ZM45 45V46H44ZM66 45H67V48H66ZM92 45H95V46H97V47H95V46H92ZM230 45V44H229ZM244 45H241V43L239 44V46H237V47H243ZM49 46H50V48H49ZM64 46V47H63ZM70 46H71V48H72V46L74 47V48H70ZM112 46H113V48H112ZM118 46H119V48H118ZM37 47H39L38 49H37ZM76 47V48H75ZM126 47V48H125ZM225 47H227V46H223V48L222 49H225ZM229 47V46H228ZM244 47H246V46H244ZM2 48V49H1ZM44 48L46 49L45 51H48V49H49V51L48 52H50L51 54H57L59 51H61V54H62V56L63 57H61V58H63V61H61V58L59 59V62H56L54 65H53V67H51L49 70H48V72H47V69L46 68H38V69H40V71L39 70H35V72H34V74L32 73H30L29 71H31L30 70V68H29V66H32V64L35 62V60L34 59H36L35 57H36V54H38L40 51L42 52V54L44 53ZM51 48H52V50H53V52H52V50H51ZM62 48H64V50L62 49ZM70 48V49H69ZM85 48H86V50H88V49H94V51L93 50H89V51H85ZM96 48V49H95ZM120 48H122V50L120 49ZM232 48V47H231ZM233 48H235V47H233ZM43 49V50H42ZM60 49H62V50H60ZM66 49V50H65ZM74 49V50H73ZM82 49H84L83 51H82ZM118 49V50H117ZM127 49V50H126ZM132 49V50H131ZM55 50V51H54ZM56 50H58V51H56ZM69 50H71V51H74V53H72V52H70ZM105 50V51H104ZM116 50H117V52H116ZM120 50H121V54H120ZM124 50H126V51H128V54L129 53H131L132 55H130L129 54V56H127V54H125V53H127L126 51L124 52ZM130 50H131V52H130ZM212 50H214V49H212ZM25 51V52H24ZM39 51V52H38ZM66 51V52H65ZM75 51H76V53H75ZM78 51H79V54H78ZM85 51V52H84ZM93 51V52H92ZM123 51V52H122ZM27 52V53H26ZM29 52V53H28ZM32 52V53H31ZM36 54H35V53ZM64 52V53H63ZM71 53V54H73V56L72 55H68V56H70V57H73V60H71L72 58H70V59H68V56L66 55L67 53ZM82 52V53H81ZM92 52V53H91ZM109 52H112V53H109ZM116 52V53H115ZM213 52H215V51H213ZM24 53V54H23ZM34 53V54H33ZM47 53V52H46ZM60 53V52H59ZM58 53V54H59ZM83 53H84V55H85V57H84V55H83ZM86 53V54H85ZM116 55H115V54ZM119 53V54H118ZM125 54L126 56L125 57H123V55L122 54ZM244 53V52H243ZM32 54H33V56H34V58L32 57ZM64 54V55H63ZM74 54L77 56L76 58L74 57ZM110 54V55H109ZM24 55V56H23ZM43 55H45V53L43 54ZM81 55H82V59H81ZM88 55V56H87ZM113 55V56H112ZM120 55V56H119ZM26 56V57H25ZM64 56H65V58H64ZM79 56V57H78ZM94 56V57H93ZM115 56V57H114ZM30 57H32L33 58V61H32V59L30 58ZM110 57V58H109ZM124 59V61L121 59ZM126 57H127V59H126ZM74 58H75V60H74ZM79 58V59H78ZM112 58V59H111ZM68 59V60H67ZM111 59V60H110ZM114 59H115V61H114ZM118 59H120V60H118ZM126 60V61H125ZM130 62H132L133 60L130 58ZM62 63H61V62ZM68 61V62H67ZM70 61V62H69ZM71 61H74V62H71ZM112 61V62H111ZM113 61L115 62V63H113ZM31 62V63H30ZM118 62V63H117ZM120 62V63H119ZM61 65H60V64ZM72 63H73V65H72ZM77 63V64H76ZM60 66H59V65ZM71 64V65H70ZM80 64V65H79ZM131 64V63H130ZM56 65H58V66H56ZM67 65V66H66ZM74 65H77V66H80V68L79 67H76V66H74ZM70 66V67H69ZM73 66V67H72ZM121 67H122V65H120ZM127 66H129V64H127ZM113 67V68H112ZM117 67H119L118 69H117ZM112 68V69H111ZM27 69V71H25ZM74 69V70H73ZM76 69V70H75ZM105 69V70H104ZM43 70H44V72H43ZM78 70V71H77ZM102 70H103V73H101L102 72ZM22 71H25V72H22ZM59 71V72H58ZM77 71V72H76ZM80 71V72H79ZM87 71V72H86ZM89 71H90V73H92V74H90L89 73ZM29 72V73H28ZM32 72V71H31ZM42 72V73H41ZM65 72V76H64V73ZM107 72H109V71H107ZM29 74L30 76H28L27 77V74L24 76V75H22L21 76V74ZM40 73H41V75H40ZM49 73V74H48ZM57 73V74H56ZM59 73V74H58ZM62 73V74H61ZM72 75H71V74ZM74 73H76V75L74 74ZM79 73V74H78ZM37 76H36V75ZM44 74V75H43ZM51 74V75H50ZM74 74V75H73ZM31 75H32V77H31ZM34 75V76H33ZM55 75V77H53V76ZM59 75V76H58ZM61 75V76H60ZM88 75H86L85 76V78L88 76ZM92 75V76H91ZM41 76V78H42V76H43V78H48L49 79V81H51V78H52V82L53 83H55L56 82V79H57V84L59 83V86L57 85V84H55V85H57L58 86V88H57V86H56V88H57V90H58V92L57 93H55L56 92V90L54 91V89H53V93H55V94H57L58 96H59V98H62V101H61V99H60V101H59V98H58V96L57 95H55V94H52L51 95V93L52 92H48L49 93V96L47 97V95H48V93H46L45 91H44V88L47 86L48 87V85H46L42 80H40V83L36 86V85H34L33 84V82L32 81H34L35 79L36 80H38V79H40L39 77ZM58 76V77H57ZM84 76H83V78H84ZM98 78H97V77ZM22 78L23 80H21V79H19V78ZM50 77V78H49ZM57 77V78H56ZM64 77V79H62ZM16 78H17V80H16ZM24 78H28L27 79V81H24L25 79ZM58 78H61V79H58ZM33 79V80H32ZM55 79V80H54ZM31 81V84L29 83L30 81ZM35 80V81H36ZM59 80V81H58ZM152 80V79H151ZM150 80V81H151ZM23 81V82H22ZM41 81H42V83L43 84H45V85H41V86H39L40 84H41ZM55 81V82H54ZM153 82H156V81H154V80H152L151 82H150V84H153ZM19 83V84H18ZM23 83H25V85H28V86H24V85H22ZM27 83H29V84H27ZM52 83V84H53ZM62 83H63V85H62ZM13 84H16V86L14 85V86H12ZM19 86H18V85ZM67 86H66V85ZM21 85V86H20ZM33 85V86H32ZM61 85H62V87H61ZM12 86V87H11ZM34 86H35V88H34ZM42 86H44V88L42 89L41 87ZM66 86V87H65ZM29 87V88H28ZM33 87V89H34V91H33V89H31ZM70 89H69V88ZM37 88V89H36ZM55 88V89H56ZM60 89V90H59ZM62 89V90H61ZM66 89V90H65ZM29 90H30V92H29ZM37 92H36V91ZM41 90V91H40ZM44 91V92H43ZM63 91V92H62ZM33 92V93H32ZM35 92V93H34ZM61 92V93H60ZM67 92V94H65ZM73 96V92L74 93H76V94H74L75 96H74V100L73 101H75L76 100V98H77V100H79V101H75L74 103H71L72 104V106H70L71 104L70 103H68V102H70L69 100H64V99H67V98H63V97H65V95L67 96L69 93ZM72 92V93H71ZM78 94H79V92H78ZM54 95V96H53ZM52 96V97H51ZM56 96V97H55ZM80 96V97H81ZM45 97V98H44ZM54 97V98H53ZM49 98V99H48ZM84 98V99H83ZM85 98H86V100H85ZM166 98V97H165ZM164 98V96H162V97H160L158 100L159 101H157V102H153V105H155L156 103H158V102H163V104L161 103V105H160V103H158V105L164 110L165 108L164 107H166V103H167V101H166V99ZM54 99H56L55 101L56 102H53L54 101ZM87 99L89 100V101H87ZM162 101H161V100ZM164 99V100H163ZM58 100V101H57ZM63 100L65 101V103L63 102ZM84 100V101H83ZM81 101V102H80ZM86 101V102H85ZM166 101V102H165ZM72 102V101H71ZM88 102V103H87ZM100 102V101H99ZM102 102V101H101ZM67 103V104H66ZM79 103V104H78ZM98 103V104H97ZM64 106H63V105ZM66 104V105H65ZM69 104V105H68ZM83 104V105H82ZM76 105V106H75ZM78 105V106H77ZM89 105V106H88ZM99 105V106H98ZM102 105H104V106H106L105 105V102L103 103V104H101V106ZM157 105V104H156ZM157 105V106H158ZM164 107H163V106ZM80 106V107H79ZM92 107V109H91V107ZM110 106L112 107L113 106V108H110ZM78 107V108H77ZM88 107V108H87ZM90 107V108H89ZM99 108V110H97L98 108ZM77 108V109H76ZM81 108V109H80ZM72 109H75V110H72ZM88 109V110H87ZM90 109V110H89ZM116 109H118L117 107H116ZM78 111V112H77ZM91 111V112H90ZM93 111V112H92ZM103 111V112H102ZM83 114H82V113ZM101 112V113H100ZM106 112H107V114H108V116L106 115ZM259 112V111H258ZM80 113V117H79V114ZM98 113H99V115H98ZM260 113H262L261 111H260ZM68 114H70L69 116H68ZM95 114V115H94ZM171 114H173V112L171 113ZM56 115V116H55ZM98 115V116H97ZM49 116H50V120L48 119L49 118ZM53 116H55V118L52 120V122H50V124L49 123H47V120L48 121H51V119L53 118ZM97 116V117H96ZM105 116L106 117H108L106 120H108V122L106 121V120H104V118H105ZM27 117V118H26ZM30 117V118H29ZM32 117H33V119H32ZM35 117V118H34ZM46 117H47V119H46ZM52 117V118H51ZM37 118V119H36ZM67 118V119H66ZM83 118V117H82ZM29 119H30V122H31V120H32V122L31 123H34V121H36L37 123H38V121H39V124H40V126H42L43 127V130L45 129V132L44 131H42V127H41V132H40V134L38 135V137L37 136H35V137H37V139L34 137V135H31V137L29 138L30 140L33 138V140H28V146H26V145H24V142H23V147H22V141H24L23 139H21L20 137H21V135L19 134L20 132H18L20 129V131H22V129H23V126L25 125V121H29ZM56 119V120H57ZM46 120V121H45ZM56 121L58 124H60V125H62V123L64 124V123H66L65 121H60V123H59V121ZM69 120V121H68ZM104 120V121H103ZM106 121V122H105ZM23 122V123H22ZM41 122V123H40ZM43 122V123H42ZM44 122H45V124H44ZM56 122H54V123H56ZM102 122L104 123V125L102 124ZM44 124V125H43ZM107 124L104 126L105 128H108V126H107ZM21 125V126H20ZM47 125V126H46ZM48 125H49V127H48ZM22 127V128H21ZM45 127V128H44ZM104 127H103V129H104ZM132 126H130V128H131ZM129 128V129H130ZM31 129V128H30ZM106 130V129H105ZM131 130V129H130ZM135 131V129H133V127H132V131ZM46 131H48V132H46ZM114 134H115V132H113ZM112 133V136L110 137V138H114V140H115V138L117 137L118 138V133H119V131L117 130V133L114 135ZM30 135V134H29ZM33 136V137H32ZM39 136H41L42 138H40ZM115 136V137H114ZM117 138H116V142L118 141L117 140ZM20 142V143H19ZM93 143V145H92V143ZM85 143V144H84ZM89 143V144H88ZM247 142L245 141V143H243L244 144V148H247V147H249L248 146V143L246 144ZM250 143V142H249ZM18 144V145H17ZM236 145L237 143L236 142H233V143H231V145ZM34 144H32L31 146H33ZM94 145H95V147H94ZM247 145V146H246ZM13 146V147H12ZM93 146V147H92ZM16 147V148H15ZM21 147V148H20ZM50 147V148H49ZM81 147H83L82 149H81ZM243 147V146H242ZM19 148H20V150H19ZM42 148H46V150H44V149H42ZM56 148H59V147H56ZM240 148H241V146H240ZM9 149V150H8ZM243 149V148H242ZM240 150V151H243V150ZM12 150V151H11ZM41 151V153H40V151ZM53 150V149H52ZM57 149H55L54 151H55V153H53V156H55L54 154H56V157H57V152H58V150L56 151ZM110 150H111V152H115V151H117V152H113L112 153V155H111V152H110ZM6 151H8V152H6ZM10 151V152H9ZM14 151V152H13ZM18 151V152H17ZM76 151V152H75ZM97 151V152H96ZM231 152H228V154H230V153H232V149L230 150ZM77 152H79L78 154H79V156L80 157H77L78 156V154H76ZM82 152V153H81ZM102 153V156L104 157V158H102V156H101V159L99 160V157H100V154ZM118 152H119V154H118ZM233 152L236 154L237 152L236 151H234L233 150ZM9 153V154H8ZM18 153V154H17ZM59 153V152H58ZM65 153V152H64ZM116 153H117V155H116ZM129 153V154H128ZM233 153V154H234ZM12 154V155H11ZM82 154V155H81ZM17 155V156H16ZM29 155V156H28ZM63 155V156H62ZM104 155H106V156H104ZM109 155H111V156H109ZM27 156H28V158H27ZM126 156V157H125ZM35 157V158H34ZM43 157V158H42ZM68 157V158H67ZM77 157V158H76ZM81 157H83L82 158V162L80 161L79 162V160L81 159ZM87 157V158H86ZM106 157V158H105ZM107 157H108V159H107ZM111 157V158H110ZM113 157V158H112ZM109 158H110V162H112L111 161V159L112 160H114V158H115V160H114V162H112L111 164H113V166H109V165H107V163H110L109 162ZM45 159V160H44ZM53 159L55 160V161H53ZM76 159V160H75ZM78 159V160H77ZM85 159V161H86V163H83V162H85V161H83ZM97 159V161H98V163L95 161ZM106 159L107 160V163L106 162H100L101 160L102 161H104V160ZM51 160V161H50ZM61 160V161H60ZM90 160V161H89ZM57 161V162H56ZM74 161L76 162V161H78V163H74ZM117 161V162H116ZM51 162H52V164H51ZM54 162H56L55 164H54ZM58 162H60V163H58ZM97 164H96V163ZM99 162H100V164H103V163H105V164H103V165H100L99 164ZM119 162V163H118ZM81 164V166H82V168L80 167V164ZM82 163H83V165H82ZM92 163H94V166H88V165H93ZM116 163H118L117 165H115ZM220 163V164H219ZM216 166H215V169L217 168H219V165H221V166H223V169H224V165H222V164H225V163H223L222 162V164H221V162H219ZM56 164H58L57 165V167H55L56 166ZM60 164V165H59ZM68 164H69V166H68ZM75 164V165H74ZM110 164V165H111ZM67 165V166H66ZM76 165H78L79 166V169H81V170H79L78 168H76V167H78V166H76ZM84 165H85V168H84ZM108 166V168H107V166ZM263 165L264 164H262V167H260V168H264L263 167ZM71 166H75L74 168L73 167H71ZM97 166V167H96ZM101 166H103V168L101 167ZM114 166H116V167H114ZM218 166V167H217ZM220 166V169H218L217 170V172L219 173V172H221L223 169H221L222 167ZM90 167V168H89ZM93 167V168H92ZM101 167V168H100ZM109 167H110V169H109ZM62 168H63V170H62ZM94 168H95V170H94ZM107 168V169H106ZM260 168H259V173L261 174V176H260V174H258L257 172V174H255L254 175V172H251V173H253V175H254V177L252 178V174L250 173V178L249 177H247V179H246V177H243L242 176V179H241V176H239V175H237V176H233L232 174H229V176H231V177H228V178H232L233 179V177L235 178V179H237V178H240V180L239 179H237V180H239V181H244V183H243V181L241 182V184L242 185H245L248 181H249V183L251 182L250 180H252L253 179V182H254V180L256 181V182H258V180H260L261 181V179L263 180L264 178H262V176H264V170L263 169H261L262 170V173H261V170H260ZM90 170V172H88L89 170ZM91 169H92V171H91ZM97 169V170H96ZM101 169H102V171H101ZM120 169V170H119ZM76 170V171H75ZM88 170V171H87ZM117 170H118V172H119V174L117 173ZM213 172H214V174H215V172H216V170L214 171V167H213ZM221 170V171H220ZM80 171V172H79ZM84 171V172H83ZM88 172V175H87V172ZM94 171V172H93ZM98 171H100V172H98ZM216 172V174H215V176H213L214 174L213 173H211V175L209 174V176H211L213 179V181L216 183V184H213L212 183V185L211 186H213V188L212 189H214V187L216 188H220L219 186L222 184V179L219 177L220 175L218 174ZM82 173V174H81ZM84 173V174H83ZM135 174V175H136ZM213 174V175H212ZM107 175V176H106ZM120 175V176H119ZM217 175V176H216ZM219 175V176H218ZM260 177H259V176ZM10 176V177H9ZM141 176V175H140ZM8 177V178H7ZM132 177V178H131ZM134 177V178H133ZM215 177H217V180H216V178ZM258 177L260 178V179H258ZM12 178V179H11ZM215 178V179H214ZM226 179V181H228V180H231V181H229L230 183H226V181H224L225 183V185H228V190H227V192L229 193H226V196H227V194H228V198L230 199H232V196L230 197V195H232V191H234L235 190V184H234V180L235 179ZM255 178V179H254ZM6 179L8 180V182L10 183V185H9V187H8V185H7V183L8 182H5L6 181ZM121 180L120 182H119V180ZM250 179V180H249ZM258 179V180H257ZM105 180V181H104ZM125 180V181H124ZM134 180H136L137 182H135L134 183ZM222 180V181H221ZM247 180V181H246ZM126 181H127V183H126ZM41 182V183H40ZM128 182H130L129 184H128ZM158 182L159 181H157V184H158ZM161 182H163V181H160V186H161ZM212 182V181H211ZM221 182V183H220ZM246 182V183H245ZM104 183V184H103ZM117 183H120V185H119V187H117L118 185H117ZM122 183V184H121ZM124 183H126V184H124ZM133 185H132V184ZM220 183V184H219ZM252 183V182H251ZM260 183H262V182H260ZM103 184V185H102ZM163 184V183H162ZM218 184V185H217ZM224 184H222L223 186H221V188H223L224 187ZM231 186H230V185ZM232 184H234L233 186H232ZM253 184H255V182L253 183ZM257 184V183H256ZM255 184V185H256ZM258 184H259V182H258ZM2 185V186H1ZM101 185V186H100ZM122 185V186H121ZM126 185H129V186H126ZM217 185V186H216ZM246 185H248V183L246 184ZM55 186H57V187H59V192H60V190L61 191H65L66 190V192H69L71 195H69L68 193H66V194H64L65 192L63 191V192H61L60 194H62V195H64L65 197L66 196H68V198L66 197H63L62 195V197H63V200L62 201H64L63 203L61 202V200H60V198L58 197H56L57 199H58V201H60L59 202V205H58V201L56 202V201H53V203H52V199L53 200H56V198L54 199L53 197H51V196H49V198L51 199V207H53V210L55 209V211H54V213L53 214H55L56 215V217H54L53 215L51 216V218L50 219H40L39 220V217H38V215L37 214H40V213H38V211L35 209V204H34V207H33V205H31V200H30V197H33V195H35L33 192H37L38 193V191H39V193L38 194H36V196H34L33 197V199H35V197L37 198V197H39V198H42V196L41 195H43L44 193H43V191H40V190H42V189H44L45 187L46 188H48L49 190H50V187H52V189L54 188V189H56V187ZM104 186H106V185H104ZM103 186V187H104ZM113 186H115V187H117L116 189H115V187H113ZM125 186H126V188H125ZM130 186H132V187H130ZM163 186V185H162ZM210 186V187H211ZM230 186V187H229ZM1 187H3V188H1ZM122 189H121V188ZM130 187V188H129ZM135 187V188H134ZM243 187V186H242ZM37 188V189H36ZM38 188H39V190H38ZM41 188V189H40ZM63 190H62V189ZM129 188V189H128ZM132 188V189H131ZM204 188V189H203ZM202 189H201V194H204V192L203 191H207V193H205V194H207L208 195V190H211V188L209 189V186L207 187H203ZM205 188H206V190H205ZM207 188H208V190H207ZM216 188V189H217ZM234 188V189H233ZM51 189V192L53 191ZM56 189V190H57ZM126 189H128V190H126ZM138 189H139V191H138ZM45 190H47V189H45ZM45 190H44V192H45ZM137 190V191H136ZM244 190V189H243ZM30 191H31V193H32V195L30 196L29 195V193H30ZM48 191V190H47ZM46 191V192H47ZM82 191H84V192H82ZM130 191V192H129ZM136 191V192H135ZM141 191V192H140ZM29 192V193H28ZM43 194H42V193ZM46 192H45V194H46ZM54 192H55V190H54ZM53 192V193H54ZM81 192V194L82 195H80L79 193ZM120 192V193H121ZM131 192H133V196H132V193ZM203 192V193H202ZM230 192H231V194H230ZM246 191H244V192H242L243 194L245 193ZM15 193H16V195H15ZM28 193V197H29V199H28V203H26L25 202V200L27 199L26 198V194ZM50 193V191H48L47 192V194L46 195H50L49 194ZM52 193V194H53ZM85 193V194H84ZM86 193H88V194H86ZM121 193V194H122ZM140 193V194H139ZM199 192L195 195L196 197H195V199L192 201V206H190V205H188V208H186V210L184 209V211H187V210H189L188 211V214L189 213H191V215L189 214V215H187L186 216V218H189V216H190V219H191V221H193V222H195L196 220H192V217H193V211H194V213L196 212H198V210L197 209H199V207H200V203L201 202H199V200H203L204 202H205V199H208L207 200V202L208 203H205V204H207L205 207L204 206H202V204H203V202L201 203V208H200V211H199V213H201V217H202V215L206 212V210L208 209V207H211V208H213V202L210 204L209 202H211V201H213L212 199L210 200V198L211 197H213V196H211L210 198H207V197H205V194H204V196L203 195H201ZM225 193H224V196H225ZM9 194V195H8ZM68 194V195H67ZM77 194H79L78 195V197H77ZM83 194H84V196H83ZM125 194V195H124ZM218 194V193H217ZM11 195H13V196H11ZM14 195H15V197H16V201L15 200H11V199H13V197H14ZM38 195V196H37ZM45 195V196H46ZM201 195V197L202 198H200L199 196ZM206 195V196H207ZM214 195H215V193H214ZM245 195V198H246V196H247V192L244 194ZM249 195V194H248ZM250 195H252V194H250ZM45 196H43V198H42V200H44L45 198ZM52 196H54V194L52 195ZM81 196H83V197H81ZM130 196V197H129ZM223 197V199L225 200H227V202L229 203V205L231 206H229V205H227L228 207H230V208H228L227 206H226V204H227V202H223L222 201V198L220 197H218L217 198V201L218 202H216V203H214L216 206H217V203H220L219 204V206H218V212L217 211H214V213H215V215L216 216H219V218H220V213H221V220H218L217 219V221H216V223L218 222L219 223V221L222 223V224H224V222H225V225H222L223 227H225V228H227V226H228V228L230 229V230H219V226L221 225V223H217L216 224V226L217 225H219L218 227H217V229L219 230L218 232H217V229H216V227H215V225H214V229H213V233H218V234H221L222 235V233H223V237L221 236V235H218V234H213L212 233V235L215 237V236H220L219 237V239H217V237H216V239L219 241H217L216 242V240L214 241L215 242V245H217V247H219V248H216V249H219V251L217 250V252L218 253H216L217 255H216V259L214 258V256H213V258H212V262H213V264H223V260L226 262V263H228V264H230V262L231 261H234V259L236 258V259H242L243 260V262L245 261V262H247V260H248V264L250 263V264H264V255L262 256V254H264V248H262L263 246H264V222H263V220H264V209H263V207L264 206H262L263 204L262 203H264V197L263 196H261L260 195V197H263V198H260V197H258L259 195H253V196H256L257 197V199L256 198H254L253 200H255L256 199V201L258 202V199L260 198V200H259V203H260V205H259V203L256 205V202L255 201H253V204L251 205L250 203H248L250 206H248V204H246L248 207H244V206H241L242 205V203H240V202H243V195L240 197H238V198H241V200H236V198L237 197H235L234 199H235V201H234V203H233V200L234 199H232V200H230V202L228 201V198L227 197ZM69 197H72V200L69 198ZM73 197H75V198H73ZM132 197V198H131ZM154 197H156L157 198V195H155ZM199 197V198H198ZM249 197H251V198H253L252 196H249ZM26 198V199H25ZM47 198V200H48V197H46ZM76 198L78 199V200H76ZM84 199V200H82V199ZM204 198V199H203ZM237 198V199H238ZM244 198V199H245ZM32 199V198H31ZM66 199V200H65ZM70 200V202L68 201L67 202V200ZM121 199V200H122ZM127 199V200H126ZM199 199V200H198ZM220 199H221V201H220ZM41 200V199H40ZM133 200H132V202H133ZM197 200H198V203H197ZM210 200V201H209ZM76 201V202H75ZM232 201V202H231ZM238 201V203H240V205L239 204H236L235 205V203ZM240 201V202H239ZM66 202V203H65ZM74 202V203H73ZM131 202V203H132ZM195 202L197 203V204H195ZM61 203V204H60ZM127 203V202H126ZM125 203V204H126ZM130 203V204H131ZM223 203V205H221ZM231 203H233V204H231ZM244 203V202H243ZM11 204V205H10ZM24 204H30L28 207L26 206V205H24ZM56 204V205H55ZM127 204H129V203H127ZM194 204L196 205V206H198L197 207V209H195V206H194ZM208 204L209 205H211V206H208ZM40 205H42V201H40ZM39 205V206H40ZM71 205H69L70 206V208L73 206H71ZM74 205V206H75ZM204 205V204H203ZM215 205H214V208L213 209H215V210H217L216 208H215ZM221 205V206H220ZM225 205V208H228V209H232V211H230L229 212V214H231L232 215V217L230 218V216L231 215H229L228 214V212H227V214L228 215H226L225 217V219H226V221H225V219L222 217V212H224V210H225V208L223 207ZM235 206V207H232V206ZM239 205V206H238ZM245 205V204H244ZM11 206V207H10ZM24 206H26L27 207V209H26V207H25V209L26 210H24ZM33 208H32V207ZM61 206H65L66 207V209L68 210V214H67V211L65 212V208L64 207H61ZM126 206V205H125ZM194 206V207H193ZM253 206V207H252ZM262 206V207H261ZM32 209V212H33V216H35V218H32V217H30V219L28 220V218L29 217H26V220H25V216L27 215V213H28V211H30V208ZM58 207L60 208H64L63 210L62 209H59V210H57L58 209ZM191 207V208H190ZM207 207V209H205ZM223 207V208H222ZM236 207H239V208H241V207H243V208H241L242 210H241V213H238L239 211H240V209L239 208H237L236 209ZM254 207H256V208H254ZM29 208V209H28ZM195 210H194V209ZM211 208H210V210H211ZM220 208L222 209V211L220 210ZM251 210H249V209ZM254 210H253V209ZM258 208L260 209V210H258ZM5 211H4V210ZM193 209V211H191ZM202 209H204L205 211H203ZM224 209V210H223ZM236 209V210H235ZM238 209H239V211H238ZM18 210V212H16ZM21 210H22V212H21ZM197 210V211H196ZM245 210H246V212H245ZM253 210V211H252ZM25 211H27V213H24ZM36 211H37V213H36ZM64 211V212H63ZM202 211V212H201ZM209 211V209L207 210V212ZM219 211H221V212H219ZM249 211V212H248ZM256 211V212H255ZM259 211V212H258ZM16 212V213H18V214H20V216L18 217V216H16L14 213ZM23 214V215H21V213ZM59 212H61L62 214L63 213H66L65 215V217L62 215V214H59ZM181 212H183L182 210H181ZM180 212V213H181ZM204 212V213H203ZM253 214H252V213ZM9 213V214H8ZM13 213V214H12ZM35 213V214H34ZM80 213H82V212H80ZM80 213H78L79 215H81ZM178 213V215L177 214H174V215H176V216H174V219H175V217H176V219L174 220L173 219V217H172V219H170V222H168L169 220H165V219H163V220H165L167 223H169V224H167L166 222H164V221H162V220H159V217L157 216V215H152V216H150V218L148 219V223L151 225V226H153V224H151V223H153L152 221H155L154 223L156 224V225H158L159 224V221H161L160 223H162L161 225H162V227H164L165 226V228L167 227L166 225H168V227L170 228H164V230L162 231V233H164L163 235H162V233H161V236H173V235H176V232L178 231V223L177 222H180V221H182V223H183V220H186L185 219V217L182 219V218H180L181 216V214L179 213V212H177ZM187 213V212H186ZM186 213L184 212L183 214H182V217L183 216H185L186 215ZM219 213V214H218ZM236 213H238V214H236ZM244 213H246V214H244ZM255 213V214H254ZM78 214H76V215H73L74 217H75V219H79V215ZM180 214V215H179ZM198 214V213H197ZM197 214H195V216H197ZM234 214H236V215H238L239 217L238 218H236L237 220H239V221H241V222H239L237 225H234V223L233 222H235V224L237 223V220L235 219V217H236V215H234ZM243 216H242V215ZM9 215V216H8ZM14 215H15V217H14ZM58 215H61L60 217H59V219H58ZM205 215H207V214H205ZM205 215H203L204 217H205ZM247 217H246V216ZM252 215V216H251ZM257 215V216H256ZM23 217V219H20V217ZM38 217V220L39 221H41V223H39V221H37V217ZM78 218H77V217ZM82 221H83V213H82ZM80 216V217H81ZM158 217V219L156 218V217ZM178 216H179V218H178ZM193 217V219H204V217H202V218H198V217H200V215H198V217ZM229 216V217H228ZM262 216H263V219H261L262 218ZM6 219H5V218ZM12 217V218H11ZM17 217V218H16ZM21 217V218H22ZM54 217V218H53ZM67 217H68V219H67ZM207 217V216H206ZM234 217V218H233ZM245 217L247 218L246 219V222H245ZM10 218H11V220H10ZM13 218H16L17 219V221H13V220H15V219H13ZM60 218H62V222H56V221H60L61 219ZM65 218V219H64ZM227 218L229 219V221H228V223H227V226H226V222H227ZM241 220H240V219ZM244 218V219H243ZM254 218H255V220H257V221H255L254 220ZM19 219V220H18ZM36 220V221H32V220ZM52 219H54L53 220V223L51 222L52 221ZM95 219V218H94ZM157 219V220H156ZM161 219V218H160ZM178 219V220H177ZM190 219H188L189 221H190ZM223 219H224V221H223ZM234 219V220H233ZM243 219V220H242ZM252 219V220H251ZM10 220V221H9ZM24 220V221H23ZM29 221V223H28V226H26L25 227V225H27V223H25V225L24 226H20V228H19V224L21 225V223L22 224H24V222H28ZM76 220V221H77ZM80 220V219H79ZM98 220V219H97ZM230 220H232V222L230 221ZM5 221V222H4ZM10 223H9V222ZM23 221V222H22ZM42 221H44L43 222V224H42ZM45 221H47V225H45L44 223H46ZM49 221V222H48ZM81 220H80V225H81V222H82ZM95 221H96V219H95ZM158 221V222H157ZM252 221H253V223H252ZM255 221V222H254ZM11 222H12V226H11ZM36 222H38V223H36ZM51 222V224H49ZM54 222H55V224H54ZM89 221H86L85 223H87L86 225H85V223H84V225L83 226H85L84 227V230H83V234H85V232H87V225H89V227L91 228V226H90V223H88ZM90 222H91V220H90ZM192 222V223H193ZM262 222H263V224H262ZM15 223V224H14ZM19 223V224H18ZM30 223H32V224H30ZM92 225H93V227L95 226L93 223V220H92ZM97 223V224H96ZM166 225H165V224ZM173 223V224H172ZM181 222H180V224H182ZM231 223H232V225H231ZM242 223V224H241ZM29 224L31 225V226H33L32 228H31V226H29ZM38 224V225H37ZM95 224L96 225H98L99 223H98V221L97 222H95ZM154 224V226H156ZM190 224V223H189ZM189 224L187 225V226H182V225H179V227L181 226L182 228L177 232V234L178 235H180V234H183V232L185 231V230H187L188 231V233H190L191 235H192V232H193V236H194V238L195 239H198L199 238V240L201 239V242H202V238H203V234H204V236H205V234L206 233H208L209 231L206 229V228H203V229H201L203 226H205L204 224H198L197 225V222L196 223H194V224H196V225H194V224H191L190 226H189ZM229 224V225H228ZM241 224V225H240ZM244 224V225H243ZM246 224H248V225H246ZM255 225V227H256V230L254 229L255 227H254V225ZM261 224H262V226H261ZM42 225H44V226H42ZM51 225V226H50ZM160 225V224H159ZM177 225V226H176ZM194 225V226H193ZM200 225V229L198 228V226ZM203 225V226H202ZM231 225V226H230ZM250 225L252 226V227H250ZM35 226V227H36ZM42 226V227H41ZM46 226V228L47 229H44V227ZM48 226V227H47ZM63 226V225H62ZM176 226V227H175ZM195 226H197V227H195ZM202 226V227H201ZM222 226L220 227V228H222ZM237 226V227H236ZM243 226V227H242ZM31 229H30V228ZM173 227H175V229L173 228ZM184 227V228H183ZM186 227H187V229H186ZM235 227V228H234ZM239 227H242L241 229L239 228ZM248 227V228H247ZM171 228H173V231L174 232H172V229ZM176 228H177V230H176ZM188 228H189V230H188ZM190 228H191V230H190ZM194 228H196L195 230H194ZM197 228H198V236L200 235V237H197V236H195V234L197 233ZM227 228V229H228ZM232 228H234V229H232ZM251 228V229H250ZM12 229V230H11ZM38 229V228H37ZM66 230H67V228H65ZM185 229V230H184ZM246 229V230H245ZM250 229V230H249ZM31 230V231H30ZM40 230V231H41ZM66 230H64V231H66ZM69 230V229H68ZM68 230L66 231V232H68ZM175 230H176V232H175ZM193 230V231H192ZM205 230V233L203 232V231ZM207 230V231H206ZM232 230V231H231ZM254 230V231H253ZM257 230H258V232H257ZM260 230V231H259ZM7 231H9V232H7ZM22 231H25V229H23ZM32 231H33V234H32ZM37 231V230H36ZM40 231H38V232H40ZM168 231H170V232H168ZM190 231V232H189ZM192 231V232H191ZM194 231H196L195 232V234H194ZM221 231V232H220ZM227 231V232H226ZM238 232V233H236V232ZM241 231V232H240ZM242 231H244V232H242ZM252 231V232H251ZM202 234H200V233ZM226 232V233H225ZM231 234H230V233ZM250 232V233H249ZM255 232V233H254ZM69 233L70 232H68V234L67 235H69ZM167 233V234H166ZM225 233V234H224ZM240 233H241V235H243V237L240 235ZM258 233V234H257ZM170 234V235H169ZM173 234V235H172ZM208 234H210V237L211 238H213V239H215L212 235H211V232L210 233H208ZM71 235H72V233H70V235H69V237H70V239L72 240V238H76L77 237V235L75 236V235H73L72 237H71ZM186 235V234H185ZM187 235H189V234H187ZM237 235V236H236ZM75 236V237H74ZM167 236V237H168ZM209 236V235H208ZM208 236H206V237H208ZM229 237V241H228V239L226 240V238H228ZM239 236H241V237H239ZM210 237H208L209 239H206L205 238V240L203 241V243H201L202 245H205L204 244V242L206 241L207 243L209 242V244L210 243H212L213 242V240L210 238ZM233 237V238H232ZM250 237V238H249ZM252 237V238H251ZM262 237V238H261ZM164 238H166V237H164ZM238 238V239H237ZM241 238V239H240ZM69 239V238H68ZM69 239V240H70ZM204 239V238H203ZM224 239H225V241H224ZM234 239V240H233ZM250 239V240H249ZM255 239H256V242H258V245H255V247L257 248V250H255L254 252H252L253 251V249L251 250V254L252 255H250V250H248L247 248H248V245L250 246V243H253L254 244V241H255ZM259 239V240H258ZM261 239H263V241L261 240ZM34 240V238L32 239V240H30V241H32V243H29L28 241L26 242V244H28V245H26V244H24L23 245V247H22V249H25V250H22L21 248V250L18 248V249H16V252L18 253V254H20V252H22V253H27V251H28V253L27 254H29V252H30V254H34V253H36V252H38V253H42V252H46V250L44 249L45 247L44 246H42V244H36V241H33ZM125 240V239H124ZM211 242H210V241ZM232 240V241H231ZM249 240V241H248ZM258 240V241H257ZM129 240H127L126 242H128ZM253 241V242H252ZM33 242H35V243H33ZM123 242H125V241H123L122 240V242L120 241V242H117V245H119V243H120V245L122 244V245H125V247L127 246V245H129V244H131V241H129L128 243H124L123 244ZM213 242V243H214ZM220 242H222V244L220 243ZM227 244H226V243ZM233 242H235V243H233ZM239 242V243H238ZM246 244V242L247 243H249V244H246L247 245V247H246V245L244 244V243ZM260 242V243H259ZM75 243V242H74ZM213 243H212V245H213ZM219 243V244H218ZM238 243V244H237ZM208 244V245H209ZM253 244H251V245H253ZM257 244V243H256ZM41 245V246H40ZM120 246L119 248L121 249L122 247V249L123 250H125L124 248V246ZM219 245V246H218ZM221 245V246H220ZM229 245V246H228ZM231 245H232V247H231ZM132 246H134V245H132ZM131 246V247H132ZM229 248H228V247ZM234 246V247H233ZM236 246L239 248H237L236 249ZM259 246V247H258ZM44 247V248H43ZM116 247V246H115ZM129 247H130V245H129ZM128 247V248H129ZM222 249H221V248ZM240 247H242L241 249H242V251H240L241 249H240ZM246 247V248H245ZM254 247V248H255ZM261 247V248H260ZM113 248V249H112ZM118 246H117V248H115L114 249V246L113 247H111V250H109L111 253H109L110 255H111V257H113V256H115L116 258L118 257L117 255L118 254H122V253H120L119 251H118ZM127 247H126V249H128ZM137 248H140V247H137ZM226 250H225V249ZM121 249V250H122ZM247 251H246V250ZM262 249H263V251H262ZM27 250V251H26ZM235 250H237V251H235ZM244 250L246 251V253H244ZM261 250V251H260ZM24 251V252H23ZM32 251L34 252V253H32ZM36 251V252H35ZM71 251H72V249H70L67 253H66V255H70L71 256V254H72V256H74L73 254L74 253H71ZM231 252V254L232 253H234L233 255H234V257H233V255H230V252ZM260 252V254H259V252ZM50 252V251H49ZM74 252V251H73ZM227 254H226V253ZM247 252H249L248 254L249 255H247ZM50 253H52V257H54V258H57L58 257V255H59V251H57V250H55V252H50ZM50 253H48L47 252V254L48 255H50ZM118 253V254H117ZM229 253V254H228ZM223 254H224V256H223ZM226 254V255H225ZM254 254V255H253ZM256 254H258L257 256H256ZM113 255V256H112ZM119 255V257L118 258H120V257H122V256H120ZM123 255V254H122ZM245 255V256H244ZM261 255V256H260ZM227 258H226V257ZM236 256H238V257H236ZM240 256H241V258H240ZM258 256H259V258H258ZM114 257V258H115ZM231 257V258H230ZM247 257H249V258H247ZM250 257L252 258V259H250ZM256 257V258H255ZM210 258V259H211ZM220 258V259H219ZM258 258V259H257ZM215 259V260H214ZM222 259V260H221ZM246 259V260H245ZM249 259H250V261H249ZM257 259V260H256ZM261 260V263H260V260ZM100 260V259H99ZM228 260V261H227ZM259 260V261H258ZM164 261L166 262L167 261V259H164ZM252 261V262H251ZM96 262V261H95ZM94 262V263H95ZM224 262V263H225ZM244 262V264H247V263H245ZM259 262V263H258ZM225 263V264H226ZM233 262H231V264H232ZM97 264H102V261L101 262H98V260H97Z\"/></svg>",
    "mask_w": 264,
    "mask_h": 264
}]
</instances>
